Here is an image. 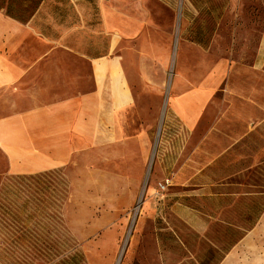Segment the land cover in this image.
Instances as JSON below:
<instances>
[{
  "label": "rangeland",
  "instance_id": "1",
  "mask_svg": "<svg viewBox=\"0 0 264 264\" xmlns=\"http://www.w3.org/2000/svg\"><path fill=\"white\" fill-rule=\"evenodd\" d=\"M108 1L0 0V20L40 10L43 31H88L93 46ZM127 1L123 17L147 20L167 56L134 73L132 133L147 135L35 175L0 152V264H264V0ZM201 79L217 86L186 126L170 88Z\"/></svg>",
  "mask_w": 264,
  "mask_h": 264
},
{
  "label": "crops",
  "instance_id": "2",
  "mask_svg": "<svg viewBox=\"0 0 264 264\" xmlns=\"http://www.w3.org/2000/svg\"><path fill=\"white\" fill-rule=\"evenodd\" d=\"M108 2L109 9L106 2L100 7L104 39L93 46L88 31L75 34L58 26L43 31L40 10L26 21L9 15L0 20V152L9 173L41 174L75 161L105 163L124 143L147 135L144 127L132 133L139 116L135 88L141 83L134 73L165 64L167 56L159 43L149 48L153 40L143 37L150 31L147 20L119 11L133 2ZM179 83L171 85L170 108L186 126L193 125L217 85L208 89L210 82L201 79L177 94Z\"/></svg>",
  "mask_w": 264,
  "mask_h": 264
}]
</instances>
